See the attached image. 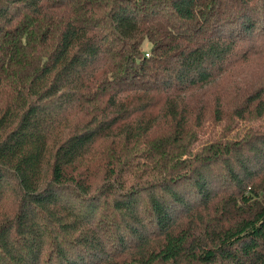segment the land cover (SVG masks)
<instances>
[{
	"label": "trees",
	"instance_id": "trees-1",
	"mask_svg": "<svg viewBox=\"0 0 264 264\" xmlns=\"http://www.w3.org/2000/svg\"><path fill=\"white\" fill-rule=\"evenodd\" d=\"M258 60L264 0H0V264H264Z\"/></svg>",
	"mask_w": 264,
	"mask_h": 264
},
{
	"label": "rangeland",
	"instance_id": "rangeland-1",
	"mask_svg": "<svg viewBox=\"0 0 264 264\" xmlns=\"http://www.w3.org/2000/svg\"><path fill=\"white\" fill-rule=\"evenodd\" d=\"M147 48L148 47L146 46L145 49H147ZM257 59L258 58L254 59V60H257ZM242 71L243 72H241L239 74H245L246 76H248L252 80H255L257 78H261L263 76L262 73L264 71V63L260 60L253 62V63H248V64L243 66ZM230 83H231V80L225 81V82H223V84L221 86L229 85ZM240 93H241V91L240 92H234V94H236V96ZM245 94L246 93H244L243 96ZM223 99L229 103V106L227 108H225V111H227V112L231 111L232 108L239 106V104L242 101V98L239 100H236L235 98H233L231 92L225 93V94L223 93ZM259 123H260V120H258V121L254 120V121H251V123L248 126H244V128H245L244 130H246L247 133H252L250 135V138L252 140L255 139V135L259 136V134L262 132V130L258 127ZM242 126H243L242 122H240L239 127H242ZM220 129H221L220 126H216V125L209 126V127H207V129L203 128L200 131V133L203 132L204 135H201L200 140H205V141L211 140L213 138L212 137L213 135H211L210 133L217 132V131L220 132ZM226 136H228L229 138H235V137H242L243 136L242 138H244L246 136V133H244V131L243 132L237 131L236 133L235 132H232L231 134L227 133ZM93 156H94V159H93L94 162H97L98 165H102V146H100L98 149L96 148L95 152L93 153ZM140 161L141 162L139 164L143 163L144 159H140ZM99 182H100V170L96 172L95 179H94L95 184H98ZM16 205H17V199H15L12 194H8L5 198V200L3 201V203L0 205V223H1V221L5 215H8V214L11 215L14 213V211L16 209Z\"/></svg>",
	"mask_w": 264,
	"mask_h": 264
},
{
	"label": "built area",
	"instance_id": "built-area-1",
	"mask_svg": "<svg viewBox=\"0 0 264 264\" xmlns=\"http://www.w3.org/2000/svg\"><path fill=\"white\" fill-rule=\"evenodd\" d=\"M146 55H148V53H146Z\"/></svg>",
	"mask_w": 264,
	"mask_h": 264
}]
</instances>
